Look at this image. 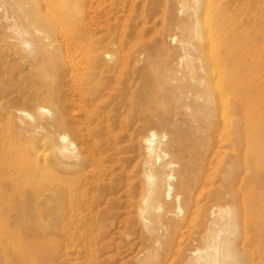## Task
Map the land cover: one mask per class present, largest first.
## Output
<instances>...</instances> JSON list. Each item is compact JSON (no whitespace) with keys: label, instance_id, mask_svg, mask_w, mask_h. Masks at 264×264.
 Instances as JSON below:
<instances>
[{"label":"rangeland","instance_id":"rangeland-1","mask_svg":"<svg viewBox=\"0 0 264 264\" xmlns=\"http://www.w3.org/2000/svg\"><path fill=\"white\" fill-rule=\"evenodd\" d=\"M152 1H158L157 3L160 4L162 2H168L169 0ZM132 2H135L138 5H143L142 3L146 5V3H149V0H0V223L7 222L11 228H13L14 225L18 228H43L42 231H39V234H43V230L46 228H57L58 235L56 234V229L46 234L48 237L47 240H49V243L45 241L47 242L46 245H44L39 239V242L38 240L36 241L38 246L37 249L40 254L42 252L44 255L46 252L45 255H47V258H50H48V261L42 260L43 264L47 262V264H171L170 262L175 255V261H173L172 264H217L213 253L215 244L214 238L217 233L223 232L224 228H226L225 225L227 221V218L221 214V211L219 212L218 208L224 204H229V209L232 212V214H229V220L232 221L235 217L236 228H251L250 225L247 224V219L245 221L243 218L245 213H249L248 208L245 211L244 204L246 203L247 206H249L248 202L253 196L252 194H260L262 201H264V188H260L256 184L248 185L253 176L261 174L262 163H264L262 161H260L261 164L256 163V158L260 156L259 154H264V34L254 36L247 35L248 37L246 35H235V37H233L232 35L229 37V54L243 64H241V67H245L244 69L239 67L240 69L238 72L239 75L242 76L240 84L243 85L248 83V88L254 87L251 90H254L252 92L253 97H251L252 100H254L249 104L240 105L248 107L253 113H250L249 117L247 116L246 119L244 118L243 121H240L243 126L240 127L238 133L234 131L233 126L229 123L228 149V146L219 142L218 139L219 134L221 133V126L217 122L216 115L218 113L216 104L207 100L208 95L203 87H197L192 84V81L190 80L191 78L198 77L202 73V69L199 67L201 66V47H199L198 40L196 37L181 35V25L175 24L166 19L163 16L164 14H162L164 12L159 11L160 8L157 11V14H155V19L152 18L149 23H146L147 26L153 28V30L151 29L150 34H143L144 36L140 35L142 37L138 38L135 37L137 40L135 38L130 40L123 38L120 29L122 24H125V20L127 21V19H125L127 11L124 12L125 14L117 13V8L120 9L121 7L128 6ZM16 8L20 11L22 20L29 31L27 38L32 40L35 44L37 43V51L31 56H28L23 52V55H21L18 52L13 54L12 50L6 51L8 46H12V43L14 46L12 48L17 49V45H14V35L9 28L11 22L8 18L5 19L6 16L12 13V11H17ZM105 10L108 11L109 14ZM120 14L121 16H118ZM106 16L111 17L109 19V17L107 18ZM32 23H34L33 26ZM113 23V27H118L115 32L116 34L111 33ZM128 23L129 19L125 25ZM144 23L145 22H143V24ZM39 26L42 27L40 28ZM171 29H173V31ZM63 35L68 38L64 40L65 37L63 38ZM47 36L53 37V39L57 41V44H59L57 45V50L50 47V44L52 43L47 41ZM94 40H96V42L99 41V45L97 44L96 47L93 48L89 47V44ZM72 46L76 48L71 49ZM85 48L88 49V52L96 51L97 54L108 52L120 53L119 55L117 54L118 58L114 62L117 64L115 67V73L117 72V69L118 72L110 76L112 78H110L109 82H107L109 78H107V80L103 78L101 74L97 75L101 77H98L100 80L96 76L95 79L93 78L96 81L92 79L93 82L90 84L91 87H89L90 89L88 88L86 93L93 88L94 91L92 90L91 92L94 93L96 90L98 96L100 95L101 98L97 96L94 99L93 104L97 102V105L92 104L88 108L89 110L87 112H92L89 116L87 112L85 115L83 110H81L82 113H79L78 109H81L79 105L82 106L80 102H82L83 98L85 99L90 96L88 95L89 93L87 94L88 96H86V93L85 95H82L76 89L74 90H76L77 93L73 89L71 90L74 92L72 93V91L69 90V93V91H65V88L62 85L63 97L61 102L62 106H64V110L68 111L67 117L69 116L68 121L70 120L69 122H71V126L72 124L75 125V128H72V130L75 129V132H77L76 129H78V132L81 131L79 134H82V137L79 138H84L86 141L88 140L87 135H91L89 136V139L95 138L94 141L96 140V143L99 144L100 141L103 140L102 138H105L102 135L103 129L104 132L107 131L104 133L105 136L110 130L111 132L113 130L116 134L119 132L122 133L123 140L126 136L124 133L127 132L130 134V131L133 130V126H136V123H145V131H143L144 135L147 134L150 129L155 130L158 136V138L153 141V147L156 148L158 146L159 156L156 157L146 154L142 149V142L140 143L141 145L139 144L141 146L140 150V146L138 145V150L135 149L137 146H135L134 142L129 140L126 136L127 138L123 141H119L117 144V146H120V144L121 146L123 145V147L120 146L116 149L117 153L119 152L118 154H113L115 151H112L113 153L110 151L109 154L104 153L103 155L102 152V156L100 155L101 157H96L98 162L97 159H95L94 163H86L87 166L85 165L81 168L82 170L77 171L76 176H73L74 178L78 177V179H74L76 181V183H74V188L78 193H76L77 196L80 195L78 196L81 198L79 199L80 202L82 203L83 199L87 198L86 200L88 203L84 201V205H82L83 203L80 205L84 207H81L82 210L80 209L79 211L74 212L72 216L67 218V220H62V215L59 213L56 215L55 209H53V198L50 190L52 186L50 162L53 157L54 140V127L51 119L56 110V103L52 96L53 94L51 93L54 84V70L48 65L47 59L51 57L58 58L61 55L58 59L66 62V58H69L68 55L71 51L77 50L80 51L79 53H83L84 51H87ZM64 49L66 50L64 51ZM67 50H70L67 52L68 55L65 54ZM123 54L124 56H121ZM129 54L133 55L130 56ZM129 56L130 58L132 57V63L128 61ZM104 60L105 62L108 61L106 57H104ZM119 60L123 61L117 63ZM134 60H136L137 63L135 62L134 64ZM121 62L124 64L122 65ZM133 64L134 66H131ZM127 65L130 69L127 68ZM124 67L127 71L129 70V73ZM119 68H121V70L122 68L124 69L119 72ZM133 70H139L138 72L141 71L145 73L139 74L136 71L135 73H138V75L135 74ZM122 72L124 73L122 74ZM125 72L129 76L126 75L125 77ZM130 74H132V77H130ZM10 77L14 78L11 79ZM138 77L139 79L137 81L136 79ZM120 78L125 79L121 80ZM119 80L123 81L122 83L124 84L126 83L125 85H119V87L123 86L128 90H124L122 87V91L118 86H115L119 84ZM117 81L118 83H116ZM131 82H134V84L137 82L135 87H131V85H133ZM93 83L99 84L94 86ZM152 83H154V86L149 85ZM107 84L108 86L106 87L105 85ZM138 84H141L140 86H142L143 89L138 86ZM96 86H98V89H96ZM110 86L112 88H110ZM99 87H101V89ZM136 88H138V94L135 93ZM131 89L134 91L132 92ZM114 90H116V92H114ZM117 90L121 93H128H124L121 96V93L117 92ZM102 91H105V94ZM108 91L120 95L122 97L120 101L124 99L126 104L132 102L133 104H128L125 107L123 100L122 104L124 103V105L121 108L122 104L118 100L120 97L118 95L116 98L113 96L111 97V93L109 92V94ZM139 91L141 92L139 93ZM74 93H76V96ZM103 94L106 97L109 95V98L106 99ZM128 94L129 100L126 97ZM35 95H41L44 99L35 100ZM124 95H126L125 98L123 97ZM132 96H134L133 100L135 101V104L141 99L143 100V103L147 102L148 105H145V103L138 105L140 108H137V106L134 105V101L131 102ZM70 97L74 100L71 101ZM76 97H82V100L80 101L81 98ZM99 98L101 100L102 98L104 100L106 99L107 101H104L103 104V100L101 101ZM110 99L111 101L112 99L116 100H113L112 103ZM108 100L110 104H108ZM73 101L80 102L74 103ZM106 104L108 105L105 106ZM111 104H113L112 107L117 105L116 107L118 109L116 107L112 109ZM132 105L136 107L134 110H131L133 107ZM39 106L47 110L42 114V118H38L39 115L37 109ZM95 106H97L98 109L95 108ZM175 107L180 108V111L174 117V124L158 123L163 114H171L172 109ZM99 108L103 112L108 109L106 111L107 115L102 113ZM125 108H128V111H126ZM95 109L98 113H96L97 111ZM121 109L122 111H120ZM230 110L231 105L229 98V112ZM23 111L26 113H20ZM129 111L130 113H128ZM116 112H118V114ZM166 112L167 114H165ZM95 115L96 117H94ZM98 115L102 117L99 119H102L105 122H102V120L100 122ZM102 115L105 116V118L108 116L107 120ZM114 115L116 117L118 116L120 119L119 120L115 117L118 121L116 123L122 122L121 126L124 125V133L120 124H118L119 127H117L116 123L115 127H110L114 124ZM84 117L87 120H84ZM125 118L130 119L128 120L129 122L125 120ZM144 119L148 122H145ZM96 120H99L100 122L98 123V126V121L96 122ZM108 120L109 122H107ZM82 121H84L83 123L85 124H83ZM86 121L91 122L90 125L88 124L89 122L86 123ZM215 121L217 124L214 123ZM93 122H95L96 125H94L95 123ZM106 122L109 123V125H107ZM103 123L106 124L105 127ZM99 124H102L103 127ZM74 125L72 127H74ZM99 127L101 130L98 129ZM89 130L92 133H90ZM211 130L213 132H211ZM97 131L98 133H96ZM163 133L166 134L165 138H161ZM215 133L217 135H215ZM79 134L77 136H80ZM101 135L103 137H101ZM183 138L186 139L183 140ZM125 141L129 142L126 143ZM131 145L133 147H131ZM186 145L190 147V153L188 154L183 151V148ZM247 145L249 146V149H245ZM222 149H224L225 152L222 151ZM219 151L221 152L220 155L217 154ZM245 151H249V153L245 154ZM204 152L206 154H204ZM202 154L205 156H202ZM110 155L113 156V159ZM226 155L228 156L226 157ZM116 156H118V158ZM210 156L212 161H210ZM219 156H221V158ZM109 157L112 159L111 161L109 160ZM224 158L225 161H223ZM228 158L229 164H227ZM219 159L221 160L219 161ZM204 160L205 162H203ZM65 161L71 162V160L64 159L63 163ZM113 161L115 162L113 163ZM247 161L249 162L248 166L250 167L244 170V165ZM99 162H101V165ZM108 162H111V164ZM126 162L128 164H125ZM221 162H224L225 164H221ZM251 162L254 164H251ZM107 163L108 167H103L106 166ZM202 163L205 164V168ZM209 163L211 166H209ZM97 165L99 170L101 167L102 171H100L102 174L99 173L98 183H91L94 186V188H92L91 184L88 186L90 180L86 179L85 181L84 175L86 172L88 173V171L89 173L95 169V171H97ZM110 165L114 166H111L110 169H108ZM215 165L217 167H214L216 170L213 169V166ZM12 166V169L7 168ZM19 166H21L20 168L24 171L22 173L28 174V179L31 180H27L22 185L12 188L6 176L9 174H16L18 171L17 167L19 168ZM118 166H122V169H120L121 167L119 168L120 171L117 168ZM223 168L227 170L222 172L224 171ZM103 169H106L104 173L107 174L103 173ZM99 170L98 172H100ZM121 170H124V172H121ZM179 170H181V177H184L183 179L180 178L181 180L179 179ZM114 173H117L116 175H118L119 178L116 175L117 178L114 177ZM119 173L121 175H119ZM144 173H151L154 177L161 176L164 179V183H169L172 187L170 197H164L165 185L159 189L157 200L155 202V205L159 207L157 210H143V208L149 204V200L143 201V196L146 195L149 188L147 184L145 186L146 182L144 181ZM122 175H125V180ZM32 176H35L34 179ZM104 176L105 178H103ZM110 176H112L111 179ZM129 176L131 177L129 178ZM126 177L132 180L129 181ZM79 179H82L80 183H78ZM209 179L212 182L209 181ZM102 180L103 182L101 183L100 181ZM227 180H229V182ZM187 182H189V184ZM77 183L78 186L76 185ZM132 183H134L140 191L137 190V188H134ZM207 184L208 186L211 185V188H209L210 186L208 187ZM226 184L229 185V198H226L224 194V188L227 186ZM76 186L79 188L77 189ZM195 186L196 192L194 189ZM203 186L204 188H202ZM206 186L209 189H206ZM90 187L91 191L88 189ZM96 187L98 188V191ZM78 191L82 192L79 193ZM192 191H194L195 194ZM196 193L198 195H196ZM208 194H210V196H207ZM217 195H220V197H217ZM223 197L225 202L222 201ZM79 200L78 204H80ZM242 200L244 201V204ZM85 204H88V207ZM201 204L202 206L204 205L205 208L204 206H200ZM196 206H198L197 209L201 208L203 211L205 210L204 213L207 212V214L205 215L202 213L203 211L201 209L197 210ZM242 208H244V210ZM261 209L264 212V202H262ZM196 210L198 212H196ZM186 213H188V216H185ZM54 217L56 218L54 219ZM200 218L202 219L199 220ZM190 222L193 224L196 222L197 224L195 223L196 226L194 227ZM205 223L207 227L204 225ZM57 226H59V228ZM196 231H198V235L196 234ZM249 235H251L250 232ZM25 241H28V239H25ZM30 242L31 241L29 240L28 244ZM178 243L181 245L182 250L186 247L181 255L180 253L182 251H178L180 249ZM40 246L42 247L40 248ZM176 248L178 250H176ZM172 249L173 251L175 250L173 254H171ZM51 252L53 253L51 254ZM169 254L174 255V257ZM171 258L172 260H170ZM228 262L229 260H224L221 264H227ZM24 263L30 264V259L29 262L27 259ZM253 263L255 264V262ZM228 264L232 263L229 262Z\"/></svg>","mask_w":264,"mask_h":264},{"label":"bare ground","instance_id":"bare-ground-1","mask_svg":"<svg viewBox=\"0 0 264 264\" xmlns=\"http://www.w3.org/2000/svg\"><path fill=\"white\" fill-rule=\"evenodd\" d=\"M151 1V2H150ZM131 2V1H130ZM139 2V1H138ZM158 2V1H157ZM156 1H152V0H149V3H146V5H144V3H142L143 5H138L136 4L135 2H132L131 4H129L128 6H124V7H121L120 9L117 8V13H124L126 12L125 16L128 21L129 19V23L127 25L126 24V20H125V24L123 23L122 26H121V29H120V32H121V35L123 38L125 39H132V38H135V37H142L144 36L143 34H150L151 32V29L153 30L152 27H149L146 25V23H149V21L155 17V14H157V11H161V12H164L162 14H164L163 16L168 19L169 21L175 23V24H180L181 25V29H180V33L181 35L183 36H190V37H196V39L198 40V43H199V47H201V57H200V61H201V69H202V73L201 75H199L198 77L196 78H191L190 80L192 81V84L196 85L197 87H203L205 89V92L207 93V100L213 102L216 104V107H217V122L218 124L221 126V133L219 134V142H221L222 144H226V146H228L227 148L229 149V123L233 126L234 128V131L236 133H238L240 131V127L243 126V124L240 123V121H243L244 118L246 119L247 116L249 117L250 116V113H253L252 110H250L248 107H243V106H240L241 104H249L251 103L253 100L251 97L252 96V92L254 91H251L254 87H249L248 88V83L246 84H240V81H242L241 77L239 75V67H241V62H238L232 55L229 54V37L233 35V37H235V35H263L264 34V0H169L168 2H162L160 4H158ZM19 3V2H18ZM162 5V6H161ZM121 6V5H120ZM95 7V6H94ZM91 8V7H90ZM116 8V7H115ZM17 9V8H16ZM108 10V9H107ZM106 11V10H105ZM109 11V10H108ZM108 11H106L108 13ZM116 11V9H115ZM111 12V11H110ZM114 12V10H113ZM115 13V12H114ZM109 14V13H108ZM112 14V13H111ZM110 14V15H111ZM118 15V16H121ZM123 14V15H124ZM161 14V13H160ZM116 16V17H118ZM107 18L111 16H106ZM161 17V16H160ZM9 19L11 24L9 26L11 32L13 33L14 35V39H15V44L14 45H17V49H13L12 47L13 46V43H12V46L9 47L8 46V49L6 51H13V54L18 52L20 53L21 55H23V53H25L26 55L28 56H31L33 55L34 53H36L37 51V46L36 44L27 38V36L29 35V31L27 29V27L25 26V23L23 22L22 20V16L20 14V11L17 9V11H12V13H10L8 16H6L5 19ZM93 18V17H92ZM155 19V18H154ZM164 19V18H162ZM108 20V19H107ZM123 20V21H124ZM110 21V20H109ZM164 21V20H163ZM36 22V21H34ZM107 22V21H106ZM143 22H145L143 24ZM105 23V22H104ZM34 23H32V26H33ZM108 24V23H107ZM152 24V23H151ZM158 25V24H157ZM161 25V24H160ZM164 25V24H163ZM35 26V25H34ZM114 26V23L112 25V27ZM152 26V25H151ZM40 27V26H39ZM42 27V26H41ZM40 27V28H41ZM117 27V25H116ZM120 27V26H119ZM107 29H108V25H107ZM116 29L115 27H113L112 29V32L111 33H115L116 32ZM173 31V29H171ZM37 31V30H36ZM40 31V30H39ZM111 31V30H110ZM41 32V31H40ZM118 33H119V30H118ZM117 33V35H118ZM155 33V32H154ZM32 34V33H31ZM45 34V33H44ZM116 34V33H115ZM153 34V32H152ZM66 35V34H65ZM142 35V36H140ZM175 35V34H174ZM173 35V37H174ZM264 36V35H263ZM58 37V36H57ZM65 36L63 35V38ZM121 37V38H122ZM248 37V36H247ZM11 38V37H10ZM60 38V36H59ZM68 38V37H65L64 40ZM47 41L49 43H52L50 44V47L54 50H57L58 49V46L59 44H57V41H55V39H53V37H50V36H47L46 37ZM61 39V38H60ZM70 39V38H69ZM68 39V40H69ZM72 39V37H71ZM83 39V38H82ZM81 39V41H82ZM136 39V38H135ZM91 40V39H90ZM101 40V39H99ZM121 40V39H120ZM137 40V39H136ZM218 40V41H217ZM112 41V39H111ZM70 42V40H69ZM68 42V44H69ZM86 42V41H85ZM84 42V43H85ZM110 42V41H109ZM134 42V41H133ZM131 42V43H133ZM216 42V43H215ZM63 43V42H62ZM65 43V41H64ZM83 43V42H82ZM99 43L96 42V40L92 41V43H88L89 44V47H96V45ZM113 43V42H112ZM123 43V42H122ZM130 43V44H131ZM11 44V43H10ZM101 44V42H100ZM9 45V44H8ZM71 45V43H70ZM74 45V44H73ZM76 45V43H75ZM74 45V46H75ZM99 45V44H98ZM114 45V44H113ZM77 46V45H76ZM131 46V45H130ZM134 46V45H133ZM216 46V48H215ZM190 47V46H189ZM66 48V47H65ZM76 47H73L71 49H74ZM78 48V47H77ZM70 49V48H68ZM94 49H97V48H94ZM66 49H64L65 51ZM82 50V48H81ZM85 50L87 51H84L83 53H79L80 51H71L69 53V55L67 54V52H69L68 50L65 52V54H67L69 56V58H66V62L65 61H61L59 60L58 58L61 56H59L58 58L56 57H51V58H48L47 61H48V65L52 68V70H54V84H53V89H52V96L54 97V101H55V106H56V110H55V113L53 114L52 116V125L54 127V140H53V157H52V160L50 162V167H51V172H52V182H51V195H52V198H53V209H55V212H56V215H58V213L60 215H62V220H67V218L69 216H72V214L76 211H79L81 209V207L83 206H80L82 203V205H84V201L87 202V198L85 199L83 196V202L81 203L78 196H77V192L75 191V188H74V183H76V178L78 179V177L74 178L73 176L77 174V171L78 170H82L81 168H83L86 163H89V162H93L95 161V159L98 158V156H102V152H103V155L104 153H107L109 154V152L111 151V153H117V148L121 146H117L118 142L122 140V133H118L116 134L115 132H110L108 131V134L105 136L104 133L107 132L105 131L104 132V129L102 130L103 132V136L105 138H102L103 140L100 141L99 144L96 143V140L94 141V139H89V136L91 135H87L88 137V140H84L79 138V137H82V134H79L81 133L78 132V129H76V131L78 132H75L74 130H72V128H75V125L72 124V126L74 125V127L71 126V122L68 121V111H65L64 110V106H62V97H63V93H62V87L64 86L65 88V91H69L71 89H76L79 91V93H81L82 95H85L86 91L88 90L89 87H91V82H93V80L95 79V76L98 78H101L100 76H97V75H102L103 78L107 79L109 78V80L107 82L110 81V77L111 75H114L118 72V69H117V72L115 73V67H116V63H114L118 56L117 54L118 53H96V51L93 53V52H88V49L85 48ZM190 50V49H189ZM106 51V50H104ZM109 51V50H107ZM23 52V53H22ZM63 52V51H62ZM142 52V51H141ZM191 52V51H190ZM193 52V51H192ZM12 54V53H10ZM120 54V53H119ZM118 54V55H119ZM184 54V53H183ZM189 54V53H188ZM19 55V56H21ZM130 55V54H129ZM133 54H131L130 56H132ZM138 55H141V54H138ZM18 56V55H17ZM121 56H124L121 55ZM128 56V55H127ZM129 56V58H130ZM135 56V55H134ZM133 56V57H134ZM180 56H183V55H180ZM189 56V55H188ZM66 57V56H65ZM104 57H106L108 59L107 62H105L104 60ZM121 58V57H120ZM125 58V57H124ZM128 58V61L131 62V58L129 59ZM139 58V57H138ZM16 59V58H15ZM122 59V58H121ZM158 59V58H157ZM162 59V58H161ZM164 59V58H163ZM64 60V59H63ZM126 60H127V57H126ZM120 61H123V60H119V62L117 61V63H120ZM125 62V61H124ZM134 64L136 62V60L133 61ZM122 63V62H121ZM132 63V62H131ZM137 63V62H136ZM150 63V62H149ZM124 63H122L123 65ZM131 65V66H134ZM126 65V64H125ZM130 65V64H129ZM243 65V64H242ZM120 66V65H119ZM117 66V67H119ZM128 66V65H127ZM123 67V66H122ZM139 67V66H138ZM248 67V66H247ZM125 68V67H124ZM122 68V70L124 69ZM128 69H130V67L128 66L127 67ZM137 68V67H136ZM144 68V67H143ZM243 68V67H241ZM245 68V67H244ZM243 68V69H244ZM119 72L122 71L121 68H119ZM200 69V68H199ZM249 69V67H248ZM125 70L127 71V69L125 68ZM144 70V69H143ZM129 71V70H128ZM127 71V72H128ZM134 71V70H133ZM137 72L139 70H136ZM134 71V73L136 72ZM242 71V70H241ZM244 71V70H243ZM250 71V70H249ZM148 72V71H147ZM146 72V73H147ZM124 72H122L123 74ZM126 73V72H125ZM129 73V72H128ZM133 73V74H134ZM139 74L141 73H145V72H138ZM138 73H135V74H138ZM119 74V73H118ZM138 74V75H139ZM126 75H128L127 73L125 74V77ZM132 74H130V77ZM41 76V74H40ZM129 76V75H128ZM127 76V77H128ZM145 76V74H144ZM116 77V75H115ZM124 77V76H122ZM147 77V76H146ZM11 79L14 78V77H10ZM94 78V79H93ZM96 78V79H97ZM98 78V79H99ZM102 78V79H103ZM118 78V77H117ZM129 78V77H128ZM135 78V77H134ZM93 79V80H92ZM121 79V78H120ZM125 79V78H124ZM124 79H121V80H124ZM139 77L136 79L138 81ZM142 79V78H141ZM100 80V79H99ZM98 80V81H99ZM119 80V84L118 85H115L116 87L119 85H125L124 83H122L123 81ZM127 80V79H126ZM96 81V80H94ZM97 81V82H98ZM103 81V80H102ZM105 81V83H106ZM121 81V82H120ZM141 81V80H140ZM51 82V81H50ZM113 82V80H112ZM126 82V81H125ZM128 82V81H127ZM130 82V81H129ZM154 82V81H153ZM101 83V82H100ZM118 83V81L116 82ZM115 83V84H116ZM121 83V84H120ZM137 83V82H136ZM135 83V84H136ZM94 86L96 84H99V83H93ZM102 84V83H101ZM104 84V83H103ZM131 87L134 86L135 87V84L134 82L132 83L131 82ZM144 84V83H143ZM63 85V86H62ZM141 84H138V86H140ZM149 85H153L154 86V83L152 84H149ZM148 85V87H149ZM93 86V87H94ZM101 86V85H99ZM104 86V85H103ZM102 86V87H103ZM106 87L108 86L105 85ZM104 86V87H105ZM112 86V85H111ZM110 86V88H112ZM98 86H96V89ZM123 87V86H122ZM122 87H119L120 89H122ZM130 87V86H129ZM142 88V86H140ZM139 87V88H140ZM144 87V86H143ZM243 87V88H242ZM101 89V87H99ZM109 88V87H108ZM114 88V87H113ZM124 88V87H123ZM150 88V87H149ZM90 89V88H89ZM93 91L94 89L91 88ZM127 89L126 87L124 88V90ZM143 89V88H142ZM76 90H74L76 92ZM92 90H89L88 93H86V96L90 95L89 97H86L85 99L83 98L82 100V97H76V98H81L80 101L82 100V102L78 101V102H75L73 101L74 103H81V105H79L81 107L78 108L79 109V113L81 112V110L84 111V114L86 115V112L89 110L88 108L93 104V101L94 99L98 96V92H91ZM109 90V89H107ZM128 90V89H127ZM126 90V91H127ZM130 90V88H129ZM132 90V89H131ZM138 88H136V92L138 94ZM72 91V90H71ZM72 91V93L74 92ZM111 91V90H110ZM108 91V93L110 92ZM123 91V89H122ZM134 90H132L133 92ZM104 94H105V91H102ZM107 92V91H106ZM114 92H116V90H114ZM117 92H119L117 90ZM131 92V91H130ZM141 91H139L140 93ZM33 93V92H32ZM70 93V91H69ZM77 93V92H76ZM76 93L75 96H76ZM111 93V92H110ZM109 93V94H110ZM121 93V92H119ZM124 93H128V92H124ZM124 93H121L120 95L122 96V94ZM134 93V94H135ZM144 93V92H143ZM40 94V93H39ZM88 94V95H87ZM103 94V95H104ZM116 93H111L110 96L112 97H115L118 95ZM155 94V93H154ZM153 94V95H154ZM45 95V94H44ZM118 95L119 97V101L120 99H122V97ZM254 95V94H253ZM105 96V95H104ZM109 95H107L106 99L109 98L108 97ZM126 95H124L123 97L125 98ZM33 97V96H32ZM45 97V96H44ZM48 97V96H47ZM73 97V96H72ZM100 97V95L98 96ZM110 97V98H111ZM127 99L129 100V94L128 96H126ZM35 100H40L43 98V96L41 95H35L34 96ZM71 98V97H70ZM75 98V99H76ZM101 98V97H100ZM99 98V99H100ZM104 98V97H103ZM103 100V104H104V101H107L106 99ZM131 98V97H130ZM134 96H132V101L133 100ZM137 98V97H135ZM152 98V97H151ZM156 98V97H155ZM229 98H230V105H231V110L229 112ZM44 99V98H43ZM68 99V98H66ZM126 99V100H127ZM71 101L74 100V99H70ZM79 100V99H78ZM101 100V99H100ZM99 100V101H100ZM101 100V101H102ZM113 100H116V99H110V101L113 103ZM124 100V99H123ZM122 101L121 104H122ZM127 100V101H128ZM162 100V99H161ZM97 101V100H96ZM118 101V102H119ZM160 101V99H159ZM33 102V101H32ZM35 102V101H34ZM145 102V100H144ZM97 103V102H96ZM94 103V104H96ZM99 103V102H98ZM101 103V102H100ZM124 103H125V100H124ZM124 103L121 105V108L122 106L124 105ZM146 103V104H145ZM143 103V100H138V102L135 104V101H134V105L137 106V108L139 107L138 105H142V104H145V105H148L147 102ZM159 103V102H158ZM162 103V102H161ZM93 104V105H94ZM102 104V103H101ZM108 104L109 103V100H108ZM108 104H106L105 106H107ZM117 104V103H116ZM129 105L130 104H133L132 103H128ZM125 103V107L128 105ZM97 105V104H96ZM100 105V104H99ZM113 104H111V107H112ZM163 105V104H162ZM78 106V107H79ZM117 105H115L113 108H115ZM133 106V105H132ZM130 107V106H129ZM134 107V108H133ZM131 108V110L135 109L136 107L133 106ZM148 107V106H147ZM146 107V108H147ZM95 108L98 109L97 106H95ZM106 108V107H104ZM103 108V109H104ZM108 108V107H107ZM117 108V107H116ZM140 108V107H139ZM55 109V108H54ZM73 109V108H72ZM92 109V107H91ZM90 109V110H91ZM118 109V108H117ZM126 111H128L127 109L128 108H125ZM93 110V109H92ZM96 110V109H95ZM100 110V108H99ZM108 110V109H107ZM106 110V111H107ZM111 110V109H110ZM214 110V109H213ZM22 111V110H20ZM47 110L41 106L38 107L37 109V112H38V118H42V114L45 113ZM97 111V110H96ZM101 111V110H100ZM101 111L102 113H105L107 115V113ZM122 111V109L120 110ZM125 111V110H123ZM125 111V112H126ZM180 111V108H173L172 111H171V114L169 115H162L161 116V120H159L158 123H173L174 124V117L177 113H179ZM252 111V112H251ZM94 112V111H93ZM112 112V111H111ZM159 112V111H158ZM20 113H26L25 111L23 112H20ZM82 113V112H81ZM88 113V112H87ZM92 113V112H90ZM88 113V116L89 114ZM98 113V111L96 112ZM118 114V112H116ZM120 113V112H119ZM127 113V112H126ZM130 113V111L128 112ZM160 113V112H159ZM72 114V113H71ZM100 114V112H99ZM125 114V113H124ZM167 114V112L165 113ZM214 114V113H213ZM74 115V114H73ZM103 116V115H102ZM91 117V116H90ZM89 117V118H90ZM96 117V115L94 116ZM101 116L98 115V119L100 118ZM105 118V116H103ZM108 117V116H107ZM107 117L105 118L107 120ZM113 117V116H112ZM115 115H114V118H113V126H110V127H115L116 124H117V127L118 124H120L121 126V123H116L118 122L116 119H115ZM85 118V117H84ZM102 118V117H101ZM116 118L119 119V117L117 116ZM158 118V117H157ZM93 119V118H92ZM104 119V120H105ZM112 119V118H111ZM139 119V118H138ZM41 120V119H40ZM84 120H87L86 118ZM89 120V119H88ZM100 122L102 119H99ZM99 120H96L97 122V126H98V123ZM120 120V119H119ZM125 120H130V119H126ZM140 120V119H139ZM138 120V121H139ZM214 120V119H213ZM81 121V119H80ZM95 121V120H94ZM126 121V122H127ZM132 121V120H131ZM145 122H148L146 121V119H144ZM152 121V120H151ZM208 121V120H207ZM84 121H82L83 123ZM89 122V121H86V123ZM102 122H105L102 120ZM109 122V120L107 121ZM106 122V123H107ZM124 122V121H123ZM129 122V121H128ZM140 122V121H139ZM49 123V122H48ZM91 122H89L88 124L90 125ZM95 123V122H93ZM116 123V124H115ZM131 123V122H130ZM215 124L216 121L214 122ZM85 124V123H83ZM87 124V125H88ZM104 124V123H103ZM111 124V123H110ZM124 124V123H123ZM122 124V125H123ZM129 124V123H128ZM135 124V123H133ZM145 124V123H144ZM142 124V123H136V126H133V130L130 131V134H128L125 130L126 133H124V129H123V126L122 127V131L124 134H126V136L129 138V140H131L132 142H134L135 146H140L141 142L143 144V150L146 154H149V155H153V156H156L158 157L159 156V149H158V146L156 148L153 147V141L158 138L155 130H150L148 131L147 134L144 135L143 131H145V125ZM245 124V123H244ZM88 125V126H89ZM96 125V123L94 124ZM93 125V126H94ZM102 126V124H99ZM106 124H104V127H105ZM107 125H109V123H107ZM112 125V124H111ZM131 125V124H130ZM148 125V124H147ZM79 126V125H78ZM81 126V125H80ZM162 126V125H161ZM218 126V125H216ZM219 126V127H220ZM82 127V126H81ZM92 127V126H91ZM103 127V126H102ZM108 127V126H106ZM109 127V128H110ZM151 127V126H150ZM79 128V127H77ZM84 128V127H83ZM90 128V127H89ZM108 128V129H109ZM80 129V128H79ZM91 129V128H90ZM97 129V128H96ZM99 130L100 127L98 128ZM119 129V128H118ZM152 129V128H151ZM81 130V129H80ZM87 130V129H86ZM106 130V129H105ZM131 130V129H130ZM214 130V129H212ZM211 130V132H213ZM88 131V130H87ZM128 131V129H127ZM173 131V130H172ZM75 132V133H74ZM83 132V131H82ZM90 132V130H89ZM100 132V131H99ZM234 132V133H235ZM87 133V132H86ZM92 133V132H90ZM98 133V131L96 132ZM206 133V132H205ZM80 135V136H77V135ZM84 134V133H83ZM100 134V133H99ZM98 134V135H99ZM211 134V133H210ZM214 134V133H213ZM218 134V132H217ZM215 133V135H217ZM101 135V137H103ZM77 136V137H76ZM125 136V138H127ZM180 136V135H179ZM211 136V135H210ZM214 136V135H213ZM212 136V137H213ZM76 137V138H75ZM86 137V138H87ZM165 138L166 137V134L163 133L161 135V138ZM186 137V136H184ZM100 138V137H99ZM123 138V140L125 139ZM179 139V138H178ZM186 139V138H185ZM183 138V140H185ZM99 140V139H98ZM97 140V141H98ZM122 140V141H123ZM127 140V139H126ZM126 142V141H125ZM129 142V141H128ZM126 142V143H128ZM187 142V141H186ZM123 143V142H122ZM167 143V142H166ZM210 143V142H209ZM140 144V145H139ZM220 144V143H219ZM202 145V144H201ZM218 145V144H217ZM134 146V147H135ZM138 146L137 149L138 150ZM172 146V145H171ZM211 146V145H210ZM220 146V145H219ZM123 147V145L121 146ZM128 147V146H127ZM131 147H133L131 145ZM130 147V148H131ZM209 147V146H208ZM212 147V146H211ZM218 147V146H217ZM216 147V148H217ZM141 146L139 147V150H140ZM219 148V147H218ZM217 148V149H218ZM226 148V147H225ZM189 149L190 147L188 145H186L184 148H183V151L185 153H190L189 152ZM211 149V148H210ZM245 149H249V146L247 145L245 147ZM124 150V149H122ZM208 150V149H207ZM227 150V149H226ZM113 151V152H112ZM126 151V150H125ZM221 151V150H220ZM217 152L218 155H220L221 152ZM222 151L225 152L224 149H222ZM140 152V151H139ZM173 152V151H171ZM229 152V151H228ZM119 153V152H118ZM117 153V154H118ZM170 153V152H169ZM249 151H245V154H248ZM116 154V155H117ZM144 154V153H143ZM204 154H206L204 152ZM211 154V153H210ZM213 154V153H212ZM216 154V153H215ZM216 154V155H217ZM223 154V153H222ZM260 156H258V158H256V163H260V161L264 162V154L261 155L259 154ZM100 156V157H101ZM106 156V155H105ZM104 156V157H105ZM120 156V155H119ZM202 156H205L202 154ZM223 156V155H222ZM228 155H226L227 157ZM97 157V158H96ZM99 157V158H100ZM110 157L113 159V156L110 155ZM109 157V160L111 161L112 159H110ZM118 158V156H116ZM115 157V158H116ZM168 157V156H167ZM208 157V156H207ZM221 158V156H219ZM224 157V156H223ZM107 158V157H106ZM129 158V156H128ZM204 158V157H203ZM211 159V156L209 157ZM71 160V162H68V161H65L63 163V160ZM130 159V158H129ZM160 159V158H159ZM166 159V158H165ZM209 159V160H210ZM101 160V158H100ZM99 160V161H100ZM115 160V159H114ZM207 160V158H206ZM221 159H219L220 161ZM118 161V159H117ZM116 161V162H117ZM125 161H126V158H125ZM128 161V160H127ZM212 161V159L210 160ZM223 161H225V158L223 159ZM227 161V160H226ZM97 162H98V159H97ZM96 162V163H97ZM115 161H113L114 163ZM119 162V161H118ZM129 162V161H128ZM169 162V161H168ZM198 162V161H196ZM205 162V160L203 161ZM101 162H99L100 164ZM106 163V162H105ZM109 163V162H108ZM108 163L106 164V166H103V167H108ZM121 163V162H120ZM120 163H117V164H120ZM144 163V161H143ZM173 163V162H172ZM219 163V162H218ZM225 164L224 162H221V164ZM255 163V164H256ZM111 164V162L109 163ZM123 164V163H122ZM125 164H128L127 162ZM203 164V163H202ZM210 164V163H209ZM208 164V165H209ZM229 164V158H228V163ZM251 164H254L251 162ZM101 165V164H100ZM103 165V164H102ZM143 165V164H142ZM173 165V164H172ZM249 165V162L247 161L246 164L244 165V170L249 168L250 166ZM87 166V165H86ZM95 166V165H94ZM112 165L109 166L108 169H110ZM114 166V165H113ZM112 166V167H113ZM124 166V165H123ZM201 166V165H200ZM199 166V167H200ZM205 166V164H203V167ZM211 166V164L209 165ZM208 166V168H209ZM224 166V165H222ZM221 166V167H222ZM21 166H19L20 168ZM89 167V166H88ZM91 167V166H90ZM98 167V165H97ZM96 167V168H97ZM121 167V168H120ZM118 166V170L120 171V169H122V166ZM167 167V166H166ZM213 166V169H215ZM227 167V166H226ZM8 169H12V167H7ZM18 169L17 173L16 174H13V175H8L6 176L8 181L10 182V186H12V188L14 187H17L18 185H22L25 181L27 180H31V179H28L29 175L28 174H25V173H22L24 172L22 168ZM115 168V167H114ZM120 168V169H119ZM185 168V167H184ZM205 168V167H204ZM203 168V170H204ZM211 168V167H210ZM217 168V167H216ZM225 168V167H224ZM223 168V169H224ZM228 168V167H227ZM90 169V168H88ZM107 169V170H108ZM186 169V168H185ZM96 170V169H95ZM90 171L91 173H88L86 172V174L84 175L85 176V181L86 179L90 180V183H88V186L91 184V183H98L99 182V173H101V167H100V170H99V167H98V170L100 172L97 171ZM106 169H103V173ZM114 170V169H113ZM125 170V169H124ZM124 170H121V172ZM216 170V169H215ZM227 169H224V171L222 172H225ZM133 171V170H132ZM181 170H179L180 172ZM212 171V169H211ZM214 171V170H213ZM112 172V171H111ZM128 172H131V171H128ZM127 172V173H128ZM139 172V171H138ZM197 172V171H196ZM203 172V171H202ZM219 172V171H218ZM80 174H82L81 172H79ZM109 173V172H108ZM126 173V174H127ZM212 173V172H210ZM220 173V172H219ZM25 174V175H24ZM84 174V173H83ZM102 174V173H101ZM104 174H107V173H104ZM111 174V173H110ZM117 174V173H116ZM114 173V177H118V175H116ZM123 174V173H122ZM176 174V173H175ZM186 174V173H185ZM189 174V173H188ZM213 174V173H212ZM217 174V173H216ZM224 174V173H223ZM116 175V176H115ZM119 175H121L119 173ZM205 175V174H204ZM203 175V176H204ZM207 175V174H206ZM215 175V173H214ZM222 175V174H221ZM255 175V174H254ZM79 176V175H77ZM123 176V175H122ZM121 176V177H122ZM170 176V175H169ZM212 176V175H211ZM225 176V175H224ZM26 177V178H25ZM35 176H32V178L34 179ZM83 177V176H82ZM116 177V178H117ZM124 177V180H125V175L123 176ZM122 177V178H123ZM131 176H129L130 178ZM140 177V176H139ZM209 177V176H208ZM214 177V176H213ZM217 177V176H216ZM24 178V180H23ZM105 178V176L103 177ZM112 178V176H110V179ZM119 178V177H118ZM128 178V177H126ZM128 178V179H129ZM142 178V177H140ZM180 178H184V177H181V172H180ZM207 178V177H205ZM203 178V179H205ZM210 178V177H209ZM219 178V177H218ZM222 178V177H220ZM22 179V180H20ZM75 179V180H74ZM102 179V178H101ZM100 179V180H101ZM202 179V180H203ZM213 179V178H212ZM214 179H217V178H214ZM225 179V177H224ZM82 180V179H81ZM81 180L79 179L78 183L81 182ZM113 180V179H112ZM118 180V179H117ZM132 179H129V181H131ZM181 180V179H180ZM200 180H201V176H200ZM226 180V179H225ZM240 180H243V179H240ZM84 181V182H85ZM127 181V180H126ZM125 181V182H126ZM144 181L146 182L145 183V186L146 184L148 185V190H147V193L146 195L143 196V201H146V200H149V204L146 205V207L143 208V210H147V211H151V210H157L159 207L155 205V202L157 200V196H158V193H159V189L161 187H163L164 185V197H170V194H171V185L169 183H164V179L161 177V176H156L154 177L151 173H144ZM209 181H211L209 179ZM214 181V180H213ZM229 182V180H227ZM83 182V183H84ZM101 183L103 182L100 181ZM114 182V181H113ZM140 182V181H139ZM196 182V181H195ZM202 182V181H201ZM212 182V181H211ZM243 182V181H242ZM78 183L76 184L78 186ZM127 183V182H126ZM141 183V182H140ZM189 184V182H187ZM203 183V182H202ZM111 184V183H110ZM198 184H199V181H198ZM210 184V183H209ZM258 185L260 188H264V163H262V169H261V174L260 175H255L252 177L251 181H249L248 185ZM84 185V184H83ZM86 185V183H85ZM95 185V184H94ZM98 185V184H97ZM128 185V184H127ZM131 185V184H129ZM132 185L134 186V188H137L136 185H134V183H132ZM131 185V186H132ZM197 185V183H196ZM204 185V184H203ZM213 185V184H212ZM219 185V184H218ZM227 185V184H226ZM76 188L78 189L79 187ZM87 186V185H86ZM87 186V187H88ZM92 188H94V186L91 184ZM96 186V185H95ZM142 186V185H141ZM140 186V187H141ZM190 186V185H189ZM188 186V187H189ZM208 186V184H207ZM206 186V187H207ZM210 186V187H209ZM208 187L211 188V185H209ZM129 187V186H128ZM193 187V186H192ZM198 187V186H197ZM200 187V186H199ZM206 188V189H209V188ZM241 187V185H240ZM239 187V189H240ZM86 188V187H85ZM84 188V190H85ZM97 188V187H96ZM133 188V189H134ZM196 188V186L194 187V189ZM204 188V186L202 187ZM217 188V186H216ZM76 189V190H77ZM90 189L91 191V187L88 188ZM87 189V190H88ZM142 189V187H141ZM191 189V188H190ZM201 189V188H200ZM199 189V190H200ZM137 190H139V188H137ZM203 190V189H202ZM220 190V189H219ZM93 191V189H92ZM96 191V190H95ZM97 191H98V188H97ZM140 191V190H139ZM137 191V192H139ZM201 191V190H200ZM221 191V190H220ZM238 191V190H237ZM261 191V190H260ZM79 192V191H78ZM82 192V191H80ZM79 192V193H80ZM85 192V191H83ZM136 192V193H137ZM194 194L196 192V189H195V192L192 191ZM191 192V193H192ZM202 192V191H201ZM208 192V191H206ZM215 192V191H213ZM232 192V191H230ZM263 192V191H262ZM35 193V192H34ZM77 193V194H76ZM87 193V192H86ZM91 193V192H90ZM179 193V192H178ZM192 193V194H193ZM216 193V192H215ZM264 193V192H263ZM92 194V193H91ZM200 194V193H199ZM211 194V193H210ZM210 194H208L207 196H210ZM223 194V193H222ZM224 194L226 196V198H229V185L226 186V188H224ZM223 194V195H224ZM85 195V194H84ZM103 195V194H102ZM105 195V193H104ZM196 195H198L196 193ZM253 195V196H252ZM251 196V199L249 200V206H247V204L245 203L244 204V199L242 200L243 201V204H244V208H245V211L246 209L248 208L249 209V213L244 215V219L246 221L247 219V224L250 225L251 228H236V223H235V217L233 218V220H229V214H232L231 210L229 209V204H224L223 206H220L218 209H219V212L221 211V214L223 216H225L227 218V221H226V228H224L223 232H219L216 234L215 238H214V255H215V258H216V261H217V264H221L223 263L224 260H229V262H231L232 264H254L253 262H255V264H264V212L262 211L261 209V205H262V198L260 196V194H252ZM92 196V195H91ZM202 196V194H201ZM222 196V195H221ZM241 196V194H240ZM87 197V196H85ZM177 197V196H176ZM200 197V196H199ZM216 197V196H215ZM217 197H220V195H217ZM91 198V197H90ZM141 198V197H140ZM189 198V197H188ZM191 198V197H190ZM198 198V197H197ZM196 198V199H197ZM207 198V197H206ZM212 198V197H211ZM210 198V199H211ZM209 199V197H208ZM222 199V198H221ZM78 200H79V203L78 204ZM189 200V199H188ZM206 200V199H205ZM224 197H223V200L224 201ZM190 201V200H189ZM142 202V201H141ZM204 202V201H203ZM207 202V201H205ZM225 202V201H224ZM223 202V203H224ZM139 203V202H138ZM160 203V202H159ZM240 203H241V200H240ZM161 204V203H160ZM187 204V203H185ZM191 204V203H190ZM189 204V205H190ZM86 205V204H85ZM88 205V204H87ZM86 205V206H87ZM99 205V204H98ZM138 206V205H137ZM160 206V205H159ZM199 206V205H198ZM196 206V209L197 207ZM202 206V204L200 205ZM204 206V205H203ZM202 206V207H203ZM208 206V205H207ZM242 206V204H241ZM88 207V206H87ZM86 207V208H87ZM189 207V206H188ZM243 207V206H242ZM84 208V207H83ZM205 208V206H204ZM244 208H242L244 210ZM88 209V208H87ZM188 209V208H187ZM201 208H198L197 210H199ZM209 209V208H208ZM241 209V210H242ZM82 210V209H81ZM142 210V211H143ZM193 211H195L194 209H192ZM196 210V212H198ZM202 210V209H201ZM211 210V209H209ZM208 210V212H209ZM203 211V210H202ZM205 211V210H204ZM204 211L202 213H204ZM139 212V211H138ZM185 212V211H184ZM188 212V211H187ZM195 212V213H196ZM201 212V211H199ZM192 213V211H191ZM190 213V214H191ZM244 213V212H242ZM188 213H186L185 216H188L187 215ZM205 215L207 214L204 213ZM203 214V215H204ZM143 216V215H142ZM190 216V215H189ZM199 216H202V215H199ZM243 216V214H242ZM61 217V216H59ZM193 217V216H192ZM195 217V216H194ZM209 217V216H208ZM56 217H54L55 219ZM188 218V217H187ZM191 218V217H190ZM197 218V217H195ZM194 218V219H195ZM192 219V218H191ZM202 218H200L199 220H201ZM60 220V219H58ZM189 221H191L190 219H188ZM61 221V220H60ZM177 221V220H176ZM198 221V220H196ZM204 221V220H203ZM58 222V221H57ZM179 222V220H178ZM182 222V221H180ZM187 222V221H186ZM193 222V220H192ZM190 222V224L192 223ZM202 222V221H201ZM209 222V221H208ZM56 223V221H55ZM184 223V221H183ZM196 223V222H195ZM193 224L194 227L196 226V224ZM199 223V222H198ZM189 224V223H188ZM73 225V224H71ZM206 225V223L204 224ZM198 226V225H197ZM59 228V226H57ZM180 227V226H179ZM201 227V226H200ZM207 227V225H206ZM64 228V227H63ZM43 229V228H42ZM41 228H18L17 226H13V228H11V226L9 225V223L5 222H1L0 223V264H25L24 262H26V260L28 259V262H29V259H30V264H43V261H48V258H47V255L46 252L45 254L43 255V253L38 251V246H37V240H41V242L44 243V245L47 244V242L49 240L48 237H47V233H49L50 231L52 230H55L56 231L58 230L57 228H46L44 231L43 234H39V231H42ZM176 229V228H175ZM62 230V229H61ZM66 230V229H64ZM178 230V229H176ZM191 230V229H190ZM206 230V228H205ZM67 231V230H66ZM70 231V230H69ZM78 231V230H76ZM186 231V229H185ZM199 231V229H198ZM198 231H196V234L198 235ZM55 232V231H54ZM189 232V231H188ZM202 232V230H201ZM249 232L251 235H249ZM41 233V232H40ZM58 233V231L56 232V234ZM69 233V232H68ZM78 233V232H77ZM185 234V233H184ZM58 235V234H57ZM196 235V236H197ZM75 236V235H74ZM189 236V234H188ZM181 237V236H180ZM183 237V236H182ZM185 237V236H184ZM188 238V237H187ZM25 239H28V241L30 240L31 242L28 244V241H25ZM182 239V238H181ZM189 239V238H188ZM193 239V238H192ZM196 239V238H194ZM205 239V238H204ZM38 240V242H39ZM43 240V241H42ZM51 240V239H50ZM197 240V239H196ZM47 241V242H45ZM53 241V240H52ZM51 241V242H52ZM68 241H72V240H68ZM205 241V240H204ZM74 242V241H73ZM85 242V241H84ZM83 242V244H84ZM207 242V241H206ZM205 242V243H206ZM49 243V242H48ZM71 243V242H70ZM157 243V242H156ZM208 243V242H207ZM40 244V243H39ZM55 244V242H54ZM179 244V243H178ZM213 244V243H212ZM49 245V244H48ZM47 245V247H48ZM57 245V243H56ZM74 245V244H73ZM180 245V244H179ZM190 245V243H189ZM187 245V246H189ZM193 245V243H192ZM207 246V245H206ZM42 246H40L41 248ZM46 247V248H47ZM58 247V245H57ZM56 247V248H57ZM210 247V246H209ZM170 248V247H169ZM186 247L183 248V250L185 249ZM189 248V247H188ZM212 248V247H210ZM50 249V248H49ZM191 249V247H190ZM167 250V249H166ZM176 250H178L176 248ZM182 251L180 253V255L183 253V250L181 249V245H180V249L178 251ZM43 251V249H42ZM44 251H45V248H44ZM43 251V252H44ZM53 251V250H52ZM170 251V250H169ZM198 251V250H197ZM213 251V250H212ZM49 252V251H48ZM47 252V253H48ZM175 252V250L173 251L172 249V253L173 254ZM53 252H51L52 254ZM170 253V252H169ZM178 253V252H177ZM212 253V252H211ZM169 254V255H171ZM176 254V253H175ZM179 255V254H178ZM138 256V255H137ZM174 257V255H171ZM52 257V256H51ZM172 257V258H173ZM176 257V255H175ZM174 257V258H175ZM136 258V257H135ZM172 258L170 260H172ZM173 258V260L170 262L171 264L173 263V261H175V259ZM50 259V258H49ZM140 259V258H139ZM167 259V257H166ZM32 260V261H31ZM42 261V262H41ZM177 261V260H176ZM178 262V261H177ZM228 262V263H229ZM48 263V262H47ZM45 263V264H47ZM164 263V261H163ZM227 263V264H228ZM165 264V263H164Z\"/></svg>","mask_w":264,"mask_h":264}]
</instances>
